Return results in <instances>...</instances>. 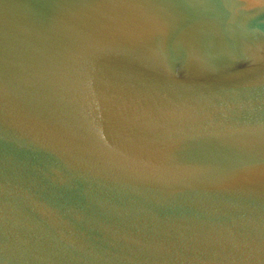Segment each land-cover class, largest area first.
<instances>
[{
    "label": "water",
    "instance_id": "obj_1",
    "mask_svg": "<svg viewBox=\"0 0 264 264\" xmlns=\"http://www.w3.org/2000/svg\"><path fill=\"white\" fill-rule=\"evenodd\" d=\"M0 264H264V0H0Z\"/></svg>",
    "mask_w": 264,
    "mask_h": 264
}]
</instances>
